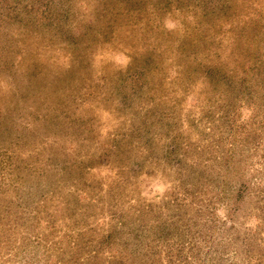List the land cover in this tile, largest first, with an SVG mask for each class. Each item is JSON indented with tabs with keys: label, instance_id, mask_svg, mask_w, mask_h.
Returning a JSON list of instances; mask_svg holds the SVG:
<instances>
[{
	"label": "rangeland",
	"instance_id": "374dc122",
	"mask_svg": "<svg viewBox=\"0 0 264 264\" xmlns=\"http://www.w3.org/2000/svg\"><path fill=\"white\" fill-rule=\"evenodd\" d=\"M0 264H264V0H0Z\"/></svg>",
	"mask_w": 264,
	"mask_h": 264
}]
</instances>
